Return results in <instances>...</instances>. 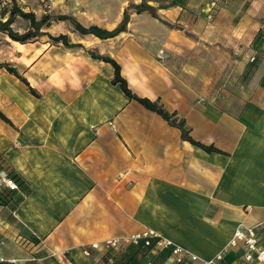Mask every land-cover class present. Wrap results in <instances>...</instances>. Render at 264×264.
Returning a JSON list of instances; mask_svg holds the SVG:
<instances>
[{
  "label": "crops",
  "instance_id": "0c3cea01",
  "mask_svg": "<svg viewBox=\"0 0 264 264\" xmlns=\"http://www.w3.org/2000/svg\"><path fill=\"white\" fill-rule=\"evenodd\" d=\"M151 3L159 19L130 12L112 38L75 30L85 47L0 55L36 92L0 69V156L18 179L0 206V262L101 264L138 246L84 247L146 228L207 260L239 222L258 224L264 246V0ZM128 4L90 25L114 28ZM89 52L113 58L131 92L171 119L127 97ZM168 253L148 249L136 264H173ZM243 254L231 248L220 264H258Z\"/></svg>",
  "mask_w": 264,
  "mask_h": 264
},
{
  "label": "trees",
  "instance_id": "16d2710c",
  "mask_svg": "<svg viewBox=\"0 0 264 264\" xmlns=\"http://www.w3.org/2000/svg\"><path fill=\"white\" fill-rule=\"evenodd\" d=\"M143 11H147L153 17L159 19L156 13V7L149 4L145 0H141L139 3H134V2L129 3L128 6L123 10L122 19L118 22V24L112 29H106L95 24L84 26L75 17L67 14H58V15L45 14L40 19H37L33 11L31 10L26 11L24 10L23 6L13 4L11 8L7 9V7L4 6L3 9H0V32L6 34L11 40L21 44L34 42L38 40L41 36L45 35L49 38L51 44L62 43L65 47H72L76 45L81 46L80 44L70 43L68 36L66 34L60 33L58 35H52L48 31H44L43 29L48 28L53 22L67 20L72 24L73 28L82 35L92 34L100 39H108L120 34L123 31H126L127 24L130 18V12L141 13ZM5 14H7V17L3 19ZM17 17H21L28 22V27L22 33L15 30L12 27V24L14 23ZM89 54L93 58L108 62L113 66L114 76L112 79V83L119 85V87L127 97H129L130 99L137 100L146 108L160 114L163 118L167 120L171 119V115L163 108H161V106H159L157 103L152 102L148 98L138 97L137 95L131 92L126 79L121 75L120 65L113 58L105 55L95 54L94 52H89ZM1 68H4L7 72L16 76L23 84L27 86L31 94L36 95L35 90L30 86L26 78L23 77L21 74H19V72L9 63L0 62V69ZM252 70L253 69L251 66L250 69L245 71L244 74L245 79L250 76ZM0 117L5 119L4 115L1 112H0ZM183 135L185 137L187 136L184 130H183ZM187 139L192 144L197 145L206 151L216 150V148H214L213 146H206L204 144H201L193 140L192 138L187 137ZM0 172H5L7 176L12 178L15 182L18 181V179L16 178V174L12 170L6 168L1 156H0ZM11 191L12 190H9L4 185L3 187L0 186V206L7 203L8 197L11 196ZM148 249H149L148 247L138 246L135 247V249H133V251L130 252L128 255H124V256L119 255L115 259L114 256H111V258L113 259L112 261H110V257L108 256V253H106L102 257L101 264H136L139 258L142 257ZM0 264H10V263L0 262Z\"/></svg>",
  "mask_w": 264,
  "mask_h": 264
},
{
  "label": "built area",
  "instance_id": "2783aa9c",
  "mask_svg": "<svg viewBox=\"0 0 264 264\" xmlns=\"http://www.w3.org/2000/svg\"><path fill=\"white\" fill-rule=\"evenodd\" d=\"M264 39V35H262ZM254 60V56L250 61ZM2 184L9 190H18L17 183L7 175L0 176ZM130 246L148 247L155 254L168 250V257L173 264H220L223 256L231 249L237 246L244 248L243 259L246 262H256L264 264V246L260 244L258 236V224L248 225L239 222L232 232L228 243L212 258L203 260L190 249L176 243L170 238L158 234L153 229H143L140 232H134L127 235L112 236L100 242H92L83 249V254L90 257L94 250H125ZM144 264H155L148 260Z\"/></svg>",
  "mask_w": 264,
  "mask_h": 264
},
{
  "label": "rangeland",
  "instance_id": "374dc122",
  "mask_svg": "<svg viewBox=\"0 0 264 264\" xmlns=\"http://www.w3.org/2000/svg\"><path fill=\"white\" fill-rule=\"evenodd\" d=\"M58 1L60 0H38L36 4L25 5L22 0H0V9H3L4 6L8 9L11 8L13 4H16L19 6H23L24 10L26 11H33L37 19H40L45 14L58 15L61 14V12H66L69 13L67 15H72V13H75V15L72 16L76 19L79 18L80 20H78L81 21L83 25L88 26L90 25V23H93L94 20L98 21V23L102 25H107V23L109 24L110 22H114L117 18L116 12L118 11V9L127 2L131 3V0H61L64 3ZM145 1H148L149 4H152L151 0ZM98 10H100L101 13L100 17H97ZM6 17L7 14L4 15L3 19H5ZM12 27L22 33L28 27V22L21 17H17L12 24ZM43 30L48 31L49 33H52L54 35L64 33L69 36L70 40L76 41L74 43L72 42V44L81 43L80 45H82V47H85L84 45L88 43V41L80 42L81 40L79 39L78 33L75 34V29L67 20L53 22L48 28H44ZM36 41H34L37 43L35 45L37 49L35 50L33 46H30V43L34 42L25 43V45L23 46L18 42H8L6 35L3 32H0V55L7 58H13L17 56L19 50L20 54L25 55L27 58H29L30 56H36L40 52V49H43L45 46H47V48L51 46L50 40L47 36L40 37ZM47 42L50 44L47 45ZM42 43H44V45ZM73 47L79 48L81 46L76 45L72 46V48ZM0 186L3 187L1 179Z\"/></svg>",
  "mask_w": 264,
  "mask_h": 264
}]
</instances>
